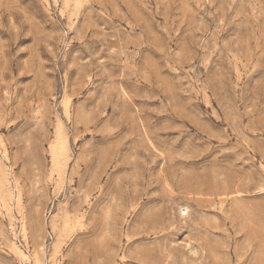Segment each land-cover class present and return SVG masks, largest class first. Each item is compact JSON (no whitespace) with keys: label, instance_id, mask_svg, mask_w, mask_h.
<instances>
[{"label":"rangeland","instance_id":"rangeland-1","mask_svg":"<svg viewBox=\"0 0 264 264\" xmlns=\"http://www.w3.org/2000/svg\"><path fill=\"white\" fill-rule=\"evenodd\" d=\"M0 264H264V0H0Z\"/></svg>","mask_w":264,"mask_h":264},{"label":"bare ground","instance_id":"bare-ground-1","mask_svg":"<svg viewBox=\"0 0 264 264\" xmlns=\"http://www.w3.org/2000/svg\"><path fill=\"white\" fill-rule=\"evenodd\" d=\"M185 209V208H184ZM184 209H182V210H184ZM22 230H24V227H23V224H22ZM37 259V258H36ZM36 262H38V260H36Z\"/></svg>","mask_w":264,"mask_h":264}]
</instances>
